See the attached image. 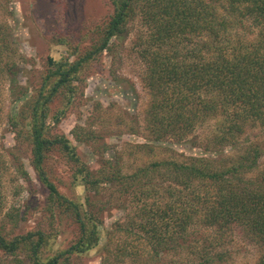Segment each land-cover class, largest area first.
Here are the masks:
<instances>
[{"label":"trees","instance_id":"trees-1","mask_svg":"<svg viewBox=\"0 0 264 264\" xmlns=\"http://www.w3.org/2000/svg\"><path fill=\"white\" fill-rule=\"evenodd\" d=\"M109 3L88 46L61 41L67 53L48 56L37 73L26 68L11 26L0 22V77L10 88L14 134L8 157L0 151V256L10 264H86L96 249L99 264H224L231 258L225 245L239 232L257 243L255 264H264V146L242 138L248 127L264 128V0ZM136 19L134 48L150 95V142L136 143V152L189 142L204 154L160 156L125 172L123 154L109 155L104 141L91 146L95 162L86 161L79 144L100 139L92 129L75 124V144L59 125L83 99L87 68ZM20 70L31 74L25 84ZM207 122L202 139L196 130ZM22 150L44 189L28 211L6 206L3 194L7 187L31 193ZM52 155L67 166L68 194L48 169ZM119 211L102 235L105 219ZM64 223L73 236L54 247Z\"/></svg>","mask_w":264,"mask_h":264},{"label":"rangeland","instance_id":"rangeland-1","mask_svg":"<svg viewBox=\"0 0 264 264\" xmlns=\"http://www.w3.org/2000/svg\"><path fill=\"white\" fill-rule=\"evenodd\" d=\"M109 0H0V22L6 21L12 28L18 39L19 52L26 61V68H31L34 73L43 69V64L48 56L58 57L67 53V46L61 42L69 40L82 49L88 46L93 37V28L101 23L111 13ZM138 19L129 26L128 35L122 40H114L112 51H104L87 68L83 99L70 111L59 125V130L65 133L76 144L71 130L74 125L80 123L85 129H92L97 138L94 144L90 140L88 144H79V149L85 154L86 161L95 162L91 151L94 148H102V142L106 143L105 149L109 155L123 154L125 172H130L136 165L146 163L157 157H175L176 153L186 155H202L201 147L192 146L189 142L169 143L156 142L154 153L136 152V143L150 142L145 130L146 109L150 95L142 81L143 62L138 57L134 48V40ZM24 64H22L23 66ZM21 66V67H22ZM33 72V71H32ZM31 74L19 71L17 79L19 83H26ZM10 88L7 80L0 77V151L7 156V151L14 144V134L8 123L7 113L12 107ZM209 122L198 128L196 133L202 139L207 138L211 130ZM245 141L259 143L264 146V128L260 126L248 127L242 135ZM92 142V143H91ZM207 154V153H205ZM21 156L31 176V193L23 187L19 194H12L9 187L3 193L6 206L18 205L23 210H34L41 203L44 189L35 179V174L29 166L28 153L22 150ZM8 157V156H7ZM262 162L264 156H262ZM48 169L51 172L58 189L68 194V186L65 180L67 166L56 155L48 160ZM34 187V190H33ZM80 192V187H76ZM123 215L117 212L106 218L104 229ZM122 217V216H121ZM72 226L64 223L61 233L57 237L54 247L64 246L73 236ZM105 227V228H104ZM103 237L100 243L103 242ZM226 248L231 258L224 264H255L260 255V247L247 234L237 232L226 243ZM96 249H93L85 257L86 264H99L100 257ZM0 256V264H10L9 259ZM129 262V259L127 260Z\"/></svg>","mask_w":264,"mask_h":264}]
</instances>
